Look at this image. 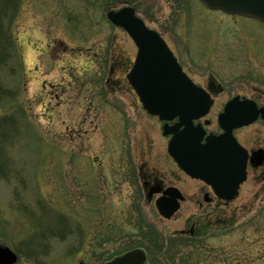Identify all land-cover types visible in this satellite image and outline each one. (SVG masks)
Masks as SVG:
<instances>
[{"label":"rangeland","instance_id":"374dc122","mask_svg":"<svg viewBox=\"0 0 264 264\" xmlns=\"http://www.w3.org/2000/svg\"><path fill=\"white\" fill-rule=\"evenodd\" d=\"M124 1L21 2L12 58L0 67L12 92L0 103V243L18 253L15 264H103L134 246L157 264H248L258 234L250 247L239 222L232 235L217 224L202 245L182 243L174 233L195 206L183 203L166 219L129 176L142 164L162 175L176 166L163 122L127 79L137 47L107 17ZM128 2L197 84L212 81L219 91L208 130H219L217 115L231 97L264 102L262 22L199 0ZM122 162L127 173L119 176Z\"/></svg>","mask_w":264,"mask_h":264},{"label":"water","instance_id":"95a60500","mask_svg":"<svg viewBox=\"0 0 264 264\" xmlns=\"http://www.w3.org/2000/svg\"><path fill=\"white\" fill-rule=\"evenodd\" d=\"M202 1L213 9L264 21V0ZM108 17L115 24L123 26L138 47L127 78L143 106L161 119L170 120L179 116V121L173 126H164L165 134L173 132L169 152L181 166L188 167L191 175L205 179L217 190L219 182L215 178L221 175L228 179L229 168L230 174L236 179L233 196L238 184L245 179L247 154L235 142L232 130L253 122L258 113L264 116V107L258 109L253 101L234 97L219 115L220 125L225 132L219 136L210 135L206 138V143H202L205 131L201 124L195 126L193 120L208 113L212 104L210 94L187 76L165 40L136 16L132 6H124L117 11L110 10ZM228 153L229 160L232 161L229 167L223 165ZM169 199V204L167 200L157 202L160 212L166 217H170L178 208L177 197ZM17 259V254L10 247L0 244V264H12ZM145 261V251L137 248L116 256L105 264H146Z\"/></svg>","mask_w":264,"mask_h":264},{"label":"flooded vegetation","instance_id":"af4514ba","mask_svg":"<svg viewBox=\"0 0 264 264\" xmlns=\"http://www.w3.org/2000/svg\"><path fill=\"white\" fill-rule=\"evenodd\" d=\"M263 104L264 102L258 105ZM221 131L220 128L217 131L208 130L207 134L210 132L218 134ZM233 134L237 142L247 151V177L239 185L237 193L229 199L226 196H220L206 181L188 174L171 156V162L176 166L174 170L167 168V172L162 175L155 169L142 164L138 171L129 176L134 181L138 178L144 193L153 191L149 201L157 199L168 189L176 188L179 196L175 193H165L168 204L170 197H175V199L177 197L181 207L186 202L195 206V216L186 219V225L174 233L176 236H181L182 243L196 241L198 245H202L203 234L211 228V225L215 227L217 224H221L223 228L225 225L224 230H228V233L232 235L239 226H237L239 222L243 226L245 238L249 239L248 244L255 243V237L253 240L250 238L258 234L256 249H249L256 254L254 256L245 255L243 259L248 264H264V118L259 114L251 124L235 128ZM125 167L122 162V166L117 168L119 176L122 172L127 173ZM178 173L185 176L184 186L179 185ZM216 180L221 183L222 191H226L229 195V190L234 185V178L230 183L222 182L221 177ZM188 183H191L192 187ZM240 217L244 218V221H240ZM252 246L253 244L250 245Z\"/></svg>","mask_w":264,"mask_h":264},{"label":"trees","instance_id":"16d2710c","mask_svg":"<svg viewBox=\"0 0 264 264\" xmlns=\"http://www.w3.org/2000/svg\"><path fill=\"white\" fill-rule=\"evenodd\" d=\"M22 1L0 0V67L7 65L12 58L15 34L11 32V24L15 20ZM10 95H12L10 89L0 82V103ZM35 252L38 251L33 249V253Z\"/></svg>","mask_w":264,"mask_h":264}]
</instances>
